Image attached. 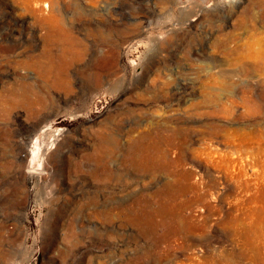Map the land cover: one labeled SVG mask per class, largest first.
Instances as JSON below:
<instances>
[{
	"label": "rangeland",
	"instance_id": "rangeland-1",
	"mask_svg": "<svg viewBox=\"0 0 264 264\" xmlns=\"http://www.w3.org/2000/svg\"><path fill=\"white\" fill-rule=\"evenodd\" d=\"M256 50L264 0H0V264H264Z\"/></svg>",
	"mask_w": 264,
	"mask_h": 264
},
{
	"label": "bare ground",
	"instance_id": "bare-ground-1",
	"mask_svg": "<svg viewBox=\"0 0 264 264\" xmlns=\"http://www.w3.org/2000/svg\"><path fill=\"white\" fill-rule=\"evenodd\" d=\"M251 55V60H252V62H251V66H252V63L253 64H257V62L260 60V58H262L263 56H264V52L263 51H260V50H256V51H253L252 53H250ZM245 57V56H244ZM246 57H248L247 55H246ZM245 57V58H246ZM247 59H250V57H248ZM244 60V59H243ZM249 61V60H248ZM259 66V65H258ZM253 67V66H252ZM255 67H256V65H255ZM255 67H253V69H256ZM251 68V67H250ZM252 69V68H251ZM251 69H250V71H251ZM233 102V101H232ZM233 104H234V102H233ZM238 104H239V102H238ZM237 104V105H238ZM246 135V136H245ZM226 136V135H225ZM59 138V137H58ZM230 139H228V141H226V142H224L225 143V146H228L229 148H234L235 150H242V152H243V149L244 148H246V146H248L249 148H250V146H253V143L252 142H255V141H251L252 139H250V137H248V135H247V133L246 134H243L242 136H240V137H235V136H232V135H230V137H229ZM224 140V139H223ZM56 141V140H55ZM223 142V141H222ZM224 143H223V146H224ZM52 146V145H51ZM253 147H255V146H253ZM226 148V147H225ZM229 148H227V149H229ZM252 148V147H251ZM234 149H232V150H234ZM252 150V149H251ZM225 151V150H224ZM227 151V150H226ZM235 152H237V151H235ZM234 152V153H235ZM245 152H246V150H245ZM215 153H216V151H215ZM222 153V152H221ZM225 153H227V152H225ZM225 153H224V155H225ZM234 153H233V155H234ZM240 153H241V151H240ZM211 154V153H210ZM214 154V153H213ZM223 154V153H222ZM221 154V155H222ZM231 154V153H230ZM41 155V154H40ZM43 155V154H42ZM220 155V154H219ZM218 156V155H217ZM216 156V157H217ZM227 158H226V160H225V162H227L228 164H229V162H230V160L229 159H231L230 157H229V154L227 153L226 155H225ZM220 157V156H219ZM44 158V157H43ZM225 158V157H224ZM193 159V158H192ZM195 160V159H194ZM222 161V160H221ZM223 161H224V159H223ZM222 161V162H223ZM202 162V161H201ZM200 162V163H201ZM224 162V163H225ZM197 164H199V161H198V163ZM202 164V163H201ZM221 164V163H220ZM227 164V165H228ZM205 165V164H204ZM202 166V165H201ZM221 166H222V164H221ZM224 166V165H223ZM229 166V165H228ZM200 167V166H199ZM206 167V165L204 166V168ZM203 168V167H202ZM225 168H226V166H225ZM228 169V168H227ZM215 199V198H214ZM223 205H224V203H223Z\"/></svg>",
	"mask_w": 264,
	"mask_h": 264
}]
</instances>
